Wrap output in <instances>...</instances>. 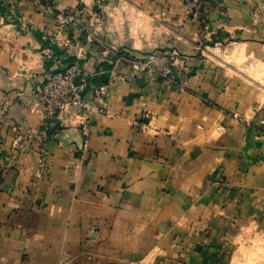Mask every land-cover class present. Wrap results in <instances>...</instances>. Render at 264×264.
<instances>
[{"label": "crops", "instance_id": "1", "mask_svg": "<svg viewBox=\"0 0 264 264\" xmlns=\"http://www.w3.org/2000/svg\"><path fill=\"white\" fill-rule=\"evenodd\" d=\"M9 1L0 0V103L11 99L0 111V264H62L85 249L93 264H149L174 255V238L188 264H264V19L251 14L264 15V0H225L229 20L208 35L181 27L183 0H105L101 42L57 29L30 0H17L19 22L7 19ZM53 1L69 10L87 0ZM40 36L93 71L88 90L112 81L84 146L76 128L44 151L25 136L42 125L41 106L27 105L46 71ZM104 44L136 54L174 46L189 86L111 65Z\"/></svg>", "mask_w": 264, "mask_h": 264}, {"label": "rangeland", "instance_id": "2", "mask_svg": "<svg viewBox=\"0 0 264 264\" xmlns=\"http://www.w3.org/2000/svg\"><path fill=\"white\" fill-rule=\"evenodd\" d=\"M32 1L37 7L46 9L50 11L55 18L57 29H64L69 25L75 26L79 31H82L86 34L88 40L99 41L97 37V25L100 21L104 18V8H105V0H87V1H79L76 6L69 10H57L55 8V4L53 0H30ZM183 8L184 13L183 16H180L178 22H180L181 27H184L185 24L188 23H195L205 26L207 35L210 33L208 29V24H218V23H227L229 20V15L226 9L225 0H183ZM7 11L4 13V16L7 19L19 22V14H18V7H17V0H10L9 4H7ZM252 15L257 18L259 21L264 19V15L260 14L257 8L251 11ZM211 13V14H210ZM200 25V26H201ZM204 29V30H205ZM180 35H183V32L179 31ZM41 37V36H40ZM42 38V37H41ZM43 39V46H45L46 52L44 53L45 59V73L44 79L42 81H38L34 84L33 88H31V95L30 101L27 102V105L31 106V104H39L40 106H44L40 99V95L36 91V88L39 86L43 88L47 83V78L50 74L54 72H59L64 70L65 68L73 65L78 70L79 74H82L86 80L85 86V95L90 96L92 93L93 88L98 85L99 83L109 82V86L111 85L112 81H102L96 84L91 85V88L88 90V85L90 84V78L93 75V71H85L77 63V61L72 60L70 56H61V52H59L58 48L55 47V43L50 40ZM237 38L230 37L223 41H221L219 46L221 48L231 46L233 42H236ZM199 43L201 44L202 48H213L215 47L212 43H205L204 39H199ZM54 44V46H53ZM70 40H67L63 43V46H70ZM207 45V46H206ZM104 49L108 52V62L111 65H122L128 66L132 68L135 73H144L148 72L151 73L153 76L157 77V79L166 85H177L181 88H187L189 86L188 83V71L187 67L181 65L182 60L185 59L184 55L181 54L174 46H164L159 47L154 50H151L145 54H136L131 52L129 49L124 47H113L104 44ZM225 50V49H223ZM218 66V65H217ZM108 86V88H109ZM108 96V94H107ZM106 96V99H107ZM11 99L7 98L0 103L1 106V115L5 113ZM94 111L92 109L89 113L90 115ZM101 112V111H100ZM234 114V118H236ZM42 119V118H41ZM62 124L59 127V134L57 138L49 137L45 141H40L36 137L35 133L37 130H27L25 132V136L28 140L36 141L40 147L41 151H44L43 146L44 144L52 139H58L61 133L70 128H76L77 123L73 125L70 123L72 120L71 114L69 112H63L61 114L60 119H58ZM66 122V123H65ZM43 124V120H42ZM135 126L140 125L137 120L133 122ZM78 131V129L76 128ZM80 133V132H79ZM89 137V136H88ZM87 137V139H88ZM81 139L83 141V146L85 145V141L81 135ZM82 146V147H83ZM86 242V241H85ZM182 239L174 238L170 247L174 252V255L168 254H159L152 257V261L149 264H188V255L185 252V244H183ZM91 252H87L85 249L84 251H80L77 255H64V259L62 264H66L71 262L73 259L81 258L82 264H93L91 261ZM79 262V261H78ZM77 264V263H74ZM80 264V262H79ZM95 264V263H94Z\"/></svg>", "mask_w": 264, "mask_h": 264}, {"label": "built area", "instance_id": "3", "mask_svg": "<svg viewBox=\"0 0 264 264\" xmlns=\"http://www.w3.org/2000/svg\"><path fill=\"white\" fill-rule=\"evenodd\" d=\"M86 80L79 74L75 66L50 74L46 85L37 87L36 91L44 106H41L42 127L35 135L40 141L49 137L57 138L60 119L63 112H69L72 120L70 123L77 126L84 139L89 136V113L92 109L103 111L108 94L109 82L96 85L90 96L85 95ZM66 123V122H65Z\"/></svg>", "mask_w": 264, "mask_h": 264}]
</instances>
